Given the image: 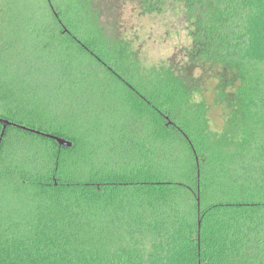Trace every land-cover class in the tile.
I'll return each mask as SVG.
<instances>
[{
  "label": "trees",
  "instance_id": "obj_1",
  "mask_svg": "<svg viewBox=\"0 0 264 264\" xmlns=\"http://www.w3.org/2000/svg\"><path fill=\"white\" fill-rule=\"evenodd\" d=\"M92 3L0 0V118L73 143L7 127L0 264H264V0H185L199 88Z\"/></svg>",
  "mask_w": 264,
  "mask_h": 264
},
{
  "label": "rangeland",
  "instance_id": "obj_2",
  "mask_svg": "<svg viewBox=\"0 0 264 264\" xmlns=\"http://www.w3.org/2000/svg\"><path fill=\"white\" fill-rule=\"evenodd\" d=\"M102 19L115 23V32L127 45L143 71L169 66L177 55L178 75L188 87L205 85L207 75L198 68H188V54L194 46L185 0H92ZM108 23V22H107ZM215 82V81H212ZM215 99L211 97L210 101ZM222 111L211 107V125L222 128Z\"/></svg>",
  "mask_w": 264,
  "mask_h": 264
},
{
  "label": "water",
  "instance_id": "obj_3",
  "mask_svg": "<svg viewBox=\"0 0 264 264\" xmlns=\"http://www.w3.org/2000/svg\"><path fill=\"white\" fill-rule=\"evenodd\" d=\"M0 123L3 126L2 133L0 135V147H1V144H2V141H3L6 129L9 126H15V127H18V128H22L23 130L30 131V132L36 133V134H40V135H43V136L48 137L50 139H54L55 141L58 142L59 145L64 146V147H69L70 148V147L73 146V143L71 141L66 140L64 138H61V137H58V136H55V135H51V134L42 133L40 131H36L34 129H30V128L25 127V126H20V125H17L15 123H13V122L8 121V120L2 119V118H0Z\"/></svg>",
  "mask_w": 264,
  "mask_h": 264
}]
</instances>
